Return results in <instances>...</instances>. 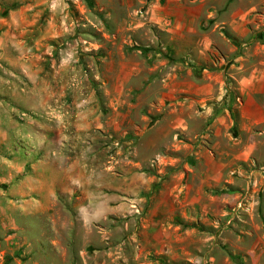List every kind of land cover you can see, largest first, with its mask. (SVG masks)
<instances>
[{"label": "rangeland", "instance_id": "1", "mask_svg": "<svg viewBox=\"0 0 264 264\" xmlns=\"http://www.w3.org/2000/svg\"><path fill=\"white\" fill-rule=\"evenodd\" d=\"M0 264H264V0H0Z\"/></svg>", "mask_w": 264, "mask_h": 264}, {"label": "trees", "instance_id": "2", "mask_svg": "<svg viewBox=\"0 0 264 264\" xmlns=\"http://www.w3.org/2000/svg\"><path fill=\"white\" fill-rule=\"evenodd\" d=\"M146 50V49H145Z\"/></svg>", "mask_w": 264, "mask_h": 264}]
</instances>
